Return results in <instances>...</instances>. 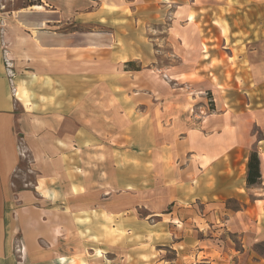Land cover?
I'll use <instances>...</instances> for the list:
<instances>
[{"label":"rangeland","instance_id":"rangeland-1","mask_svg":"<svg viewBox=\"0 0 264 264\" xmlns=\"http://www.w3.org/2000/svg\"><path fill=\"white\" fill-rule=\"evenodd\" d=\"M143 1L109 3L111 6L107 10L117 11L122 19L114 23L115 26L78 25L71 20L57 29L53 22L44 26L40 31L61 36L69 41L70 47H77L55 53L39 48L32 39L34 30L20 25L14 14L36 12L30 7L37 5L44 8L42 12H53L52 0H0V44L10 89L13 91L15 83L25 86L38 95L43 107L42 112L29 114L16 102L18 113L26 118L22 128L29 135L41 134L46 131L44 123L50 121L53 129L49 132L57 141L66 140L73 135L78 119L83 120L80 116V111L85 110L82 90H114L119 97H106V91L98 97L103 110L105 101L115 107L113 123L108 122L113 127L88 131L116 144L115 149L124 151L120 153L131 148L135 152L154 154L151 157L155 159L147 175V166L142 167L141 162H132L122 155L123 164L131 165L122 176L126 181L124 186L129 189L120 188L114 192L111 203L117 204L121 211L130 210L145 225L139 223V227L127 230L121 222L130 212L105 217L104 225L109 230L101 228L95 240L128 241L134 248L139 245L143 249L148 246L142 245L144 242L139 235L147 233L146 243H150L151 251H162L164 248L160 245H170V235L163 230L167 220L179 217L186 222L195 217L198 223L194 227L199 230V238L218 241V246L222 247L221 242H227L224 233L213 237L210 232L215 231L212 228L210 231V221L206 218L214 212L224 217L223 209L226 206L237 208V204H247L248 209H251L250 204H256L264 240V165L261 160L264 154V0H198V16L185 11L182 16L176 15V22L174 7L163 13L160 6L151 2L147 12L160 18L136 22L131 11L138 5L144 12ZM159 21L161 23L157 24ZM122 57L129 58L127 65L117 63ZM132 108L135 115L128 123ZM108 113L100 114L106 117ZM224 124L242 132L246 139L240 164L244 160L242 157L248 159L252 151L258 153L259 185L248 190L244 188L246 171L241 166L236 182L243 190H237L232 197L223 191L227 190L223 179L217 181L210 175L194 177L192 173L180 178L168 175L170 168L175 166L173 154H181L183 166L191 158L183 146L188 131L200 137L215 136ZM17 136L23 158L18 168L19 180L29 184L34 181V175L30 173V158L23 145L26 135L18 133ZM166 153L169 163L162 171L158 166L160 161L156 160ZM246 216L249 218L250 213ZM114 218L119 219L118 223ZM109 224L116 225L113 226L115 232L111 233ZM174 227L173 231L181 235L195 230L190 223ZM254 232L248 223L247 251L264 259V243H255ZM89 253L92 252H88L87 258L93 260L92 264L98 259L108 264L102 252L101 256L99 251L94 252L97 260ZM165 254L168 258L173 256L172 252ZM201 257L199 255V259ZM184 261L191 263L193 260L186 258Z\"/></svg>","mask_w":264,"mask_h":264},{"label":"crops","instance_id":"crops-1","mask_svg":"<svg viewBox=\"0 0 264 264\" xmlns=\"http://www.w3.org/2000/svg\"><path fill=\"white\" fill-rule=\"evenodd\" d=\"M111 2L119 4V0H52L53 12H42L44 8L40 6L42 11H19L14 14L20 25L34 30L32 39L39 48L52 52L60 49L76 50L77 47H70L69 41L61 36L40 30L51 22L57 29L70 20L78 25L94 23L100 27L113 26L122 19L117 11L107 10ZM143 2L146 7L144 12L142 6L138 5L131 11L136 16V22L138 19L146 22L155 17L160 18L159 15L147 12V9L151 8V2L156 7L160 6L163 13L170 12L174 7V22L178 19L176 15L182 16L185 11L198 16V0ZM36 13L39 14L38 17L35 16ZM190 16L193 20V16ZM160 23L159 21L157 24ZM2 52L0 44V264H92L93 260L87 258L89 251L92 252L89 253L90 256L96 260L98 257L94 252L99 251V256L102 252L108 264H264V259L247 251L248 223L254 228L255 243H264L260 234L263 226L259 227L256 204H250L251 209L247 208V204H237V208L225 204L224 217H219L217 212H214L206 218L210 221V231L212 228L218 232H210L213 237L224 233L227 242L222 241V247L218 246V241L199 238V230L194 227L195 223H198L195 217L186 222L179 217L167 220L164 225L166 229L163 230L170 235V245H160L164 248L162 251H151L150 243H146L147 233L139 235L144 242L142 245L148 246L143 249L139 248V245L134 248L128 241H96L101 234V228L109 230L108 226L104 225L105 217L130 212L121 222L127 230L140 225L139 223L145 225V222L134 217L130 210L121 211L117 204L111 203L114 192L120 188L125 191L129 189L124 186L126 181L122 176L131 165L123 164L122 155L125 154L132 162H141L139 165L142 167L147 166V175H150L151 161L155 159L151 156L154 154L135 152L131 148L125 149L124 154L120 153L124 151L115 149L116 144L102 140L88 131L113 127L108 122L113 123V112H117L115 107H110L105 101L106 108L103 110V104H100L101 100L98 99L105 91L106 97L120 96L114 90L108 89L82 90L85 110L80 111V116L83 120L80 122L78 119L79 124H75V131L68 139L57 141L53 133L49 132L53 129V122L50 121L44 123L45 133L29 135V132L22 128L26 118L18 113L16 102L29 114H38L43 111V107L39 103L38 95L32 90H27L25 86L15 83L11 91ZM128 61L129 58L122 57L117 63L127 65ZM127 97L129 98L128 95ZM130 102L135 106L133 101ZM132 109L133 114L128 123L133 121L135 115V109ZM20 110L22 111L21 108ZM107 112L109 113L106 117L101 115ZM18 133L26 135L22 140L30 158V173L34 175V181L29 184L19 180L18 168L23 158ZM243 136L242 132L226 124L215 136L200 137L196 136L194 131H188L183 146L188 149L191 158L184 162L183 166L181 154H173L175 166L170 168L168 175L180 178L186 173H192L194 177L210 175L217 181L223 179L227 185V190L223 191L229 193L228 197L235 196L237 190H243L236 182L237 171L241 167L246 171L247 164V158L244 157L242 164L239 162L246 142ZM164 156L167 162H164ZM261 160L264 165V154L261 155ZM156 161H160L159 170L164 171L169 163L167 153L160 154ZM242 185L246 190L251 188L246 185V172ZM104 186L106 189H103ZM248 213L249 218L246 216ZM113 221L118 223L119 219L114 218ZM181 222L184 225L190 223L195 230L184 235L176 234L173 231L174 225H183ZM217 223L219 226L216 231ZM109 225L112 226L111 233L115 232L113 226L116 225ZM167 252H172L173 256L168 258L165 256ZM199 255H202L200 259ZM186 258H192L193 261L185 262ZM95 264H103V261L98 259Z\"/></svg>","mask_w":264,"mask_h":264},{"label":"trees","instance_id":"trees-1","mask_svg":"<svg viewBox=\"0 0 264 264\" xmlns=\"http://www.w3.org/2000/svg\"><path fill=\"white\" fill-rule=\"evenodd\" d=\"M261 181L260 158L256 151H252L246 164V185L247 187L257 186Z\"/></svg>","mask_w":264,"mask_h":264},{"label":"bare ground","instance_id":"bare-ground-1","mask_svg":"<svg viewBox=\"0 0 264 264\" xmlns=\"http://www.w3.org/2000/svg\"><path fill=\"white\" fill-rule=\"evenodd\" d=\"M33 10H40V11H42L43 10V8L42 7H40V6H34L33 8H32ZM39 27H41V26H39ZM34 40V39H33ZM36 41V40H35ZM38 42V41H37ZM41 43V42H40ZM43 44V43H42ZM44 45V44H43ZM42 45V46H43ZM44 47V46H43ZM42 48V47H41ZM100 48V47H99Z\"/></svg>","mask_w":264,"mask_h":264}]
</instances>
